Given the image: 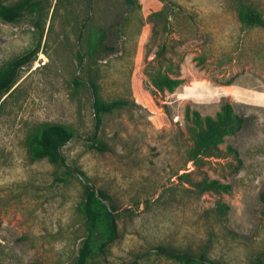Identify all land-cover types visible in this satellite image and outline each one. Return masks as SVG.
<instances>
[{"label":"rangeland","instance_id":"rangeland-1","mask_svg":"<svg viewBox=\"0 0 264 264\" xmlns=\"http://www.w3.org/2000/svg\"><path fill=\"white\" fill-rule=\"evenodd\" d=\"M45 1L43 33L34 15L0 19V70L38 48L0 98V264H74L85 237L82 181L27 154L53 124L75 136L65 165L115 208L117 238L91 264H179L176 252L264 264V29L240 21L237 0ZM243 1L264 19V0ZM98 28L108 48L93 54ZM162 76L181 84L157 88ZM90 83L126 104L98 127ZM226 103L244 125L190 161L186 115Z\"/></svg>","mask_w":264,"mask_h":264},{"label":"trees","instance_id":"trees-1","mask_svg":"<svg viewBox=\"0 0 264 264\" xmlns=\"http://www.w3.org/2000/svg\"><path fill=\"white\" fill-rule=\"evenodd\" d=\"M237 3L239 19L245 26H259L264 29V19L257 10L247 5L243 0H237ZM47 8L45 0H19L12 4H0V19L5 23L15 24L27 15H34L37 17L34 27L43 33L40 19ZM97 34V38L91 48V53L93 54L108 48L105 30L98 28ZM37 52L38 48H35L11 61L0 70V98L11 91L17 82L20 70L33 62ZM77 59L80 63L83 61L81 50L77 52ZM157 81V88H164L168 91H173L181 84L180 80H173L166 76L156 79ZM74 82L79 84L77 80ZM90 85L94 98V119L96 127H98L104 115L121 109L126 104L123 101L104 102L98 96L95 85L92 83ZM186 117L190 123L189 131L194 142L190 152V161L200 156L212 157L224 138L241 129L246 121L245 118L236 115L231 105L227 103L221 107L215 118L209 116L202 118L198 113H194L192 117L187 114ZM74 138L73 132L65 126L59 124L44 125L28 135L26 149L31 161L35 162L45 159L52 165L65 168V176L82 181L84 198L79 205V211L85 220V237L80 244L74 264H91L96 257L103 255L106 244L115 241L117 238V225L113 216L115 208L109 205L111 209L109 210L103 204V200L108 202V197L104 191L97 189L91 184L83 172L65 165L61 149ZM232 152L237 154L235 150H232ZM217 187H219V184L215 181L208 184V188L215 189ZM224 187V189H228V187ZM96 190H98L100 198L97 197ZM260 200L264 203V192L260 195ZM168 256L179 264H219L208 260L203 255L195 256L176 252Z\"/></svg>","mask_w":264,"mask_h":264},{"label":"water","instance_id":"water-1","mask_svg":"<svg viewBox=\"0 0 264 264\" xmlns=\"http://www.w3.org/2000/svg\"><path fill=\"white\" fill-rule=\"evenodd\" d=\"M0 3H4V0H1ZM96 195H97L98 198H100L98 190H96ZM102 202L109 210H111L107 201L103 200Z\"/></svg>","mask_w":264,"mask_h":264}]
</instances>
